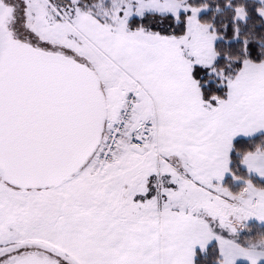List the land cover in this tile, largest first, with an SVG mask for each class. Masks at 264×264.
Masks as SVG:
<instances>
[{
	"label": "snow or ice",
	"instance_id": "obj_1",
	"mask_svg": "<svg viewBox=\"0 0 264 264\" xmlns=\"http://www.w3.org/2000/svg\"><path fill=\"white\" fill-rule=\"evenodd\" d=\"M0 264H264V0H0Z\"/></svg>",
	"mask_w": 264,
	"mask_h": 264
}]
</instances>
